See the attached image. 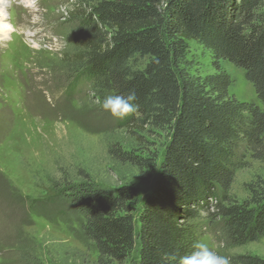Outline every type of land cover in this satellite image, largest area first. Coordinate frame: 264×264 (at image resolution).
Masks as SVG:
<instances>
[{"label":"trees","instance_id":"16d2710c","mask_svg":"<svg viewBox=\"0 0 264 264\" xmlns=\"http://www.w3.org/2000/svg\"><path fill=\"white\" fill-rule=\"evenodd\" d=\"M68 22L76 49L66 59L93 98L135 92L137 111L118 126L136 147H109L111 159L153 175L140 201L130 183L103 187L91 176L63 182L84 217L99 264H164L165 253L190 254L201 213L220 222L218 241L241 246L264 235V177L247 198L229 195L245 156L264 163V0H73ZM191 41L211 54L215 72L201 75ZM229 61L245 70L261 105L229 94ZM161 134V154L144 152ZM137 248V249H136ZM231 264H264L250 253Z\"/></svg>","mask_w":264,"mask_h":264},{"label":"rangeland","instance_id":"374dc122","mask_svg":"<svg viewBox=\"0 0 264 264\" xmlns=\"http://www.w3.org/2000/svg\"><path fill=\"white\" fill-rule=\"evenodd\" d=\"M72 1L0 0L4 26L15 28H0V264H99L82 228L84 217L64 193L65 180L77 183L86 173L103 187L130 183L140 201L152 187L150 172L141 176L110 157L112 143L136 147L119 128L120 119L103 111L83 82L69 88L77 75L66 61L76 49L67 18ZM190 44L197 72L214 73L210 52ZM220 64L232 79L229 94L261 105L245 70L225 60ZM144 139V152L162 151L161 134ZM245 163L229 191L238 200L247 198V183L264 177L263 162L247 153ZM195 224L200 240L218 254L264 257V235L226 246L217 238L218 220L202 212Z\"/></svg>","mask_w":264,"mask_h":264},{"label":"clouds","instance_id":"9594fccd","mask_svg":"<svg viewBox=\"0 0 264 264\" xmlns=\"http://www.w3.org/2000/svg\"><path fill=\"white\" fill-rule=\"evenodd\" d=\"M32 3L35 4V0H32ZM5 27L15 31V28L10 24ZM135 99L134 91H129L127 94H107L104 96L100 107L112 117L123 119L137 111L138 106L135 104ZM192 248L191 253L185 255H179L175 252L165 253L162 258L164 264H231L228 256L211 250L201 240L194 241Z\"/></svg>","mask_w":264,"mask_h":264},{"label":"bare ground","instance_id":"6f19581e","mask_svg":"<svg viewBox=\"0 0 264 264\" xmlns=\"http://www.w3.org/2000/svg\"><path fill=\"white\" fill-rule=\"evenodd\" d=\"M1 1H2V0H1ZM2 16H3V15H2ZM2 16L0 17V21H1V22H0V28H4V27H5V26H4V23H5V22L3 23V21L6 20V19H3ZM4 17H5V16H4ZM9 23H10V22H9ZM10 24H11V23H10ZM11 25H12V24H11ZM3 32H4V31H3Z\"/></svg>","mask_w":264,"mask_h":264}]
</instances>
